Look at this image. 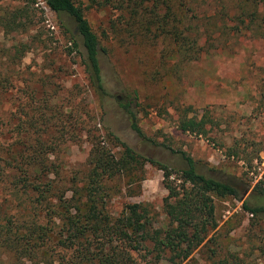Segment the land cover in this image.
<instances>
[{"label":"rangeland","instance_id":"rangeland-1","mask_svg":"<svg viewBox=\"0 0 264 264\" xmlns=\"http://www.w3.org/2000/svg\"><path fill=\"white\" fill-rule=\"evenodd\" d=\"M29 1L0 0V13L27 2L31 21L23 33H0V49L10 52V46L18 42L29 48L19 66L24 72L22 82L15 79L8 102L0 104V116L7 110L14 113L6 126L9 133L0 135V166L10 160L7 151L16 133L26 132V128H16V119L24 113L28 118L35 101L46 112L41 104L45 99L47 113L59 118L43 130L42 140L53 148L46 158L61 170L58 179L82 177L91 143L89 133L116 157L123 144L168 168H183L179 156L183 152L201 172L231 182L238 191L237 198L213 197L217 226L192 253V260L183 264H207L212 252L217 253L213 259L236 255L247 263L264 264V254L256 251L264 249V222L255 225L251 215L241 209L255 189L264 191V3L258 4L257 16L249 23L233 18L238 13L233 0H183L190 9H182L185 26L191 27L187 34L196 39L198 51L192 50L189 58L181 60L171 56L174 46L169 36L160 35L155 42L151 37L148 41L137 35L131 38L116 21V12L89 7L88 0H73L103 49L99 64L104 94L100 95L83 71L79 40L72 47L68 34L43 1ZM163 11L161 6L160 13ZM18 97L27 99L26 104L21 102V110ZM129 113L141 136L131 129ZM182 117L203 118L205 134L178 130ZM24 142L29 143L30 138ZM11 182V174L4 170L0 214L26 219L28 199L13 196ZM109 188L110 212H119L125 204H146L154 225L165 222L162 200L166 191L157 166L142 162ZM51 249L57 253L56 248ZM11 263L10 253L0 247V264Z\"/></svg>","mask_w":264,"mask_h":264},{"label":"trees","instance_id":"trees-1","mask_svg":"<svg viewBox=\"0 0 264 264\" xmlns=\"http://www.w3.org/2000/svg\"><path fill=\"white\" fill-rule=\"evenodd\" d=\"M42 1L57 17L72 47L77 45L76 38L79 40L86 78L91 87L103 95L99 64L103 49L84 18L82 8L73 0ZM263 3L264 0H233V6L238 10L233 18L238 21L246 19L250 23L257 16L258 4ZM88 5L116 12V21L121 26L123 24L124 31L133 35L131 38L137 35L148 41L151 37L155 42L160 35L169 36L174 46L171 56L185 60L193 54L192 50L198 51L196 39L187 34L191 27L185 26L188 23L182 9L187 12L190 9L185 7L183 0H88ZM161 6L164 7L162 13ZM28 12L27 2L22 7L3 9L0 33L26 31L31 23ZM131 29L135 32L132 33ZM28 49L23 42L11 45L10 52L0 49V104L8 102L15 79L22 82L24 72L19 66ZM18 98L17 107L21 110L27 99ZM33 98L37 97H30ZM35 104H39L38 101L34 102L33 113L28 118L24 113L21 119H16V128H26V132L21 131L22 135L16 133V139L7 151L10 160L0 166V175L5 170L12 176V195L28 199L26 219L0 214V247L10 253L11 264H183L192 260V253L217 226L213 197H238L231 182L201 172L183 152L179 153L183 168H168L141 157L123 144L116 157L91 133L88 134L91 143L82 177L74 181L60 180L61 170L46 158L53 148L42 141L43 130L51 126L54 118L59 122V118L47 113V100H41L46 112ZM7 112L0 116V135L9 133L6 126L14 113ZM129 115L131 129L141 136L134 115ZM177 128L183 133L204 135L205 121L203 118L182 117ZM28 138L30 142H24ZM142 162L155 165L162 172V185L166 191L162 200L165 217L162 225H154L153 215L146 204H125L119 212L109 211V185ZM67 191L68 196L65 195ZM248 199L242 202L241 209L251 215L255 225L258 221L264 222V191L255 189ZM51 248H56L57 253ZM256 251L264 254V249L259 247ZM59 252L62 254L58 255ZM211 254L215 257L217 253ZM213 257L206 260L207 264H260L256 261L247 263L236 255H229L230 259Z\"/></svg>","mask_w":264,"mask_h":264}]
</instances>
